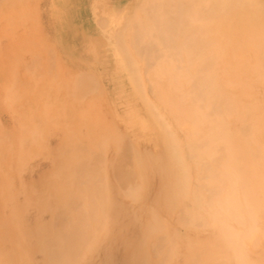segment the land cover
<instances>
[{
	"label": "bare ground",
	"instance_id": "1",
	"mask_svg": "<svg viewBox=\"0 0 264 264\" xmlns=\"http://www.w3.org/2000/svg\"><path fill=\"white\" fill-rule=\"evenodd\" d=\"M119 1H91L99 32L88 42L113 40L117 65L127 71L125 88L114 90L118 75L96 57L98 76H78L58 93L80 99L90 88L105 89L100 104L107 106L100 113L114 119L117 109L126 113L117 123L123 135L111 166L119 183L137 175L130 159L151 158L167 191L165 204L187 230L175 250L176 230L169 234L159 218L144 225L131 264H264V0H135L114 14L112 4ZM87 3L78 2V14L86 15ZM73 19L70 13L58 30L72 33ZM36 53L28 52L32 57L23 64L37 60ZM122 91L132 98L120 105ZM78 99L66 125L105 122L98 115L87 118ZM71 145L67 185L75 189L65 199L58 193L52 222L38 242L46 264H72V257L85 264L91 258L82 250L90 222L104 216L107 203L104 153L88 155L83 140ZM190 231L199 234L193 243ZM6 237L0 235V264H29L27 250L5 244Z\"/></svg>",
	"mask_w": 264,
	"mask_h": 264
},
{
	"label": "rangeland",
	"instance_id": "2",
	"mask_svg": "<svg viewBox=\"0 0 264 264\" xmlns=\"http://www.w3.org/2000/svg\"><path fill=\"white\" fill-rule=\"evenodd\" d=\"M79 1L0 0V235L7 234L5 244L25 248L29 264H46L38 242L52 222L58 193L65 199L69 191L75 189L67 185L69 166L73 162L69 160L75 150L71 142L83 140L89 146L97 142L98 147L91 145L87 154L99 150L105 155L109 168L104 180L108 183L103 188L102 198L107 197V203L104 216L90 222L93 230L82 250L86 252L85 258H91L85 264H131L130 254L140 244L144 225L159 218L169 234L176 230L175 250L187 230L177 222L176 210L165 204L167 191L160 176L151 168L154 164L151 158L130 159L129 163L138 170L137 175L124 184L119 183L116 169L111 166L117 162L120 151L117 139L123 135L117 123H124L122 117L126 113L117 109L116 119L112 113L106 116L100 113L107 106L100 104V100L106 99L105 89L90 88L80 99L77 94L69 98L68 93H58L73 86L78 76H98L101 60H107L110 70L118 75L112 81L115 91L124 89L128 83L127 77L122 75L123 71L127 74L126 68L117 65L120 58L114 51L113 40L107 36L102 44H89L88 39L99 29L89 14L92 0H87L85 16L78 14L83 11ZM133 1L114 2V14L125 4L130 7ZM129 7L125 11L131 14ZM66 10L74 15L70 34L58 30L70 18ZM94 48L99 51L98 55L92 53ZM32 49L37 52V60L23 64L32 57L28 54ZM96 57L101 58L100 61ZM118 98L123 105L132 95L122 91ZM77 99L86 104L87 118L94 119L98 115L104 117L105 122L88 128L76 123L66 125L65 119ZM88 101L93 103L90 108ZM113 191L114 195H109ZM98 205V213L103 214ZM41 225L44 229L37 234ZM190 233L193 243L199 234ZM148 237L153 240L154 234ZM71 260L72 264L84 261L74 257Z\"/></svg>",
	"mask_w": 264,
	"mask_h": 264
}]
</instances>
